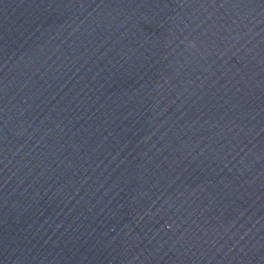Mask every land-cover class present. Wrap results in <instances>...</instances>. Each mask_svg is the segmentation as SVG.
<instances>
[{
    "label": "water",
    "instance_id": "water-1",
    "mask_svg": "<svg viewBox=\"0 0 264 264\" xmlns=\"http://www.w3.org/2000/svg\"><path fill=\"white\" fill-rule=\"evenodd\" d=\"M0 264H264V0H0Z\"/></svg>",
    "mask_w": 264,
    "mask_h": 264
}]
</instances>
